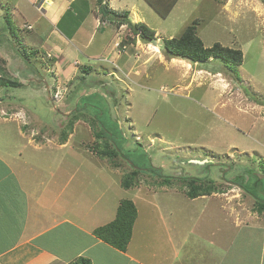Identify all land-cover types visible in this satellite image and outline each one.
<instances>
[{
    "label": "rangeland",
    "instance_id": "1",
    "mask_svg": "<svg viewBox=\"0 0 264 264\" xmlns=\"http://www.w3.org/2000/svg\"><path fill=\"white\" fill-rule=\"evenodd\" d=\"M9 1H20L27 12L43 16L45 4L37 0L33 7L26 0H0V65L22 82L7 92L0 89V96L7 94L4 101L14 103V110L20 106L27 115L5 120L12 109L0 99V150L21 156L17 160L21 171H31L37 178L31 202L42 199L49 206L56 200L66 216H83L85 225L97 227L116 217L119 201L132 199L139 216L129 248L144 262L174 263L173 254L181 247H194L197 235L192 232L203 229L208 236L213 232L221 244L229 246L230 240L240 263L257 264L260 254L264 256V212L254 210L255 196L231 181L237 182L246 168L254 173L263 168L264 103L259 101L264 100V0H179L166 18L145 0L111 2L121 7L118 11L129 10L132 22L154 29L156 40L134 38L128 24L104 19L98 8L100 25H106L104 41L99 34L89 50L97 59L84 58L79 64L70 55L61 56L60 50L52 52L41 39H25L19 29L23 20H17ZM78 20L69 15L60 28L68 35L78 28L75 37L85 42L86 30ZM194 21L207 46L220 42L241 49L243 63L227 66L220 58L193 63L168 57L164 40L181 35ZM33 24L48 22L39 17ZM12 25L17 27L13 35ZM110 42L109 50L124 53L116 63L104 59L110 58L103 53ZM125 45L137 50V56L129 49L125 53ZM63 60H72L74 66L66 69ZM88 66L86 74L83 67ZM72 110L79 111L80 118L62 146ZM98 129L118 146L117 157L99 155L92 148ZM15 133L18 138H9ZM25 159L28 167L22 163ZM151 165L170 175L172 183L162 185L163 177L150 171ZM134 166L142 170L135 184L125 188L122 181ZM188 175H210L219 190L190 198L183 179ZM65 187L69 190L56 193ZM251 192L264 198V181ZM75 241L64 234L57 247L72 256L75 247L87 242ZM244 244L251 252L246 257L240 247ZM99 249L87 251L95 264L105 261Z\"/></svg>",
    "mask_w": 264,
    "mask_h": 264
},
{
    "label": "crops",
    "instance_id": "2",
    "mask_svg": "<svg viewBox=\"0 0 264 264\" xmlns=\"http://www.w3.org/2000/svg\"><path fill=\"white\" fill-rule=\"evenodd\" d=\"M26 1L33 7L35 5V1L37 3V0ZM9 2L13 3V9H16L14 15L16 18L18 17L17 20H23L20 25L19 23L18 25L21 31L24 30L23 33L26 34L25 39H28V41H37V39H41L44 44L46 43L47 48L49 47L53 49L52 52L56 49L60 50L61 52L58 53L61 56L66 58L67 55H70L73 57L74 62L75 60L78 61V64L83 61L82 59L84 58L97 59L95 53L89 50H92V44L99 34L102 42L104 41L103 35L105 34L106 28V25H100L99 18L96 14V12L99 11L98 8H101L98 0H39L38 2H44L45 4V16L41 13L38 15L39 17H44L48 22L47 25L41 26H35L33 24L35 18H39L37 13L36 15H33L32 10L30 13L27 12L20 1L16 3L13 1ZM106 2L109 7L116 11H118V8L121 7H113V3L111 2L117 3V5H122V3H119L118 0H106ZM69 15L72 18H78L79 27L86 30L87 37L84 39L85 42L77 40V37H75V34L78 32V28L75 30V33L71 35L66 34V32L60 28L63 20ZM83 23H87V26L83 25ZM28 25L32 26V28H28ZM13 33L15 34V32L11 31V35H13ZM9 42L11 41H7L6 44ZM116 44L117 42L114 41L115 47L117 46ZM131 45L135 48L134 44ZM110 46L111 42L104 46L103 51V53L110 54V58L107 59V57H104V54L100 55V57L103 56L105 60H110L113 63H116L121 60L124 53L116 52V50H113L114 47L109 50ZM124 48L125 53L128 49L131 50V52L137 51L134 48L132 49L130 45H125ZM81 49L86 52L82 51L79 53ZM54 53L53 54L58 57L57 52ZM63 54H66V56ZM135 56H137L136 52ZM62 62L64 65L66 64V69H69L70 66H74V62L72 60L68 61L69 63L64 62V60ZM0 89L1 91L7 92L9 88L3 86ZM12 92L14 94L16 93V91ZM6 95L7 94H4L3 98L0 96L1 103L5 102L4 97H6ZM5 103L10 104L8 107L12 109V111H8L6 113L8 117H3L5 120H21L22 116L27 119V115L24 111L20 110V106H18V110H14L15 107L12 105L14 103ZM22 108L23 110H26V105ZM13 113L18 115V117H13ZM23 133H25L24 128ZM69 137L65 143L60 144H62V146H66ZM9 138H18L17 133L9 135ZM29 140L31 144L35 143V141L30 138ZM39 143L36 142V144ZM7 153L8 152L6 151L4 152L0 150V264H68L75 261L80 256L89 258L92 264H95L92 257L87 254V251L89 250L90 252L91 248L97 247L100 248L99 251L101 249L104 251L103 255L105 257V261L103 264L149 263L147 260H145L147 263L144 262L140 258V254L136 251H132V249L129 248V245L127 250L122 251L98 238L94 234V230L98 226L88 227L84 224L85 220L83 219V216L72 213L66 216L63 208H59V204L55 203L56 200H53L52 204L49 206L44 205L42 199L32 203L31 199H33L35 195V193H33V187L34 184L37 183V178L34 177V174L31 171H21V165L17 161L22 159L21 156L10 157L9 155L11 153ZM25 162V167H28L27 163L29 160L25 159V161H22L23 164ZM64 190H69V187L62 188L60 193H58L57 190L56 193L61 195ZM195 231L194 233L192 232V235H197L194 237V247L189 248L184 246L179 249L181 252L179 251L173 254V257L177 259H175L177 264H242L240 263L242 259L237 257L236 254L232 252L234 244L230 240V245L228 246L227 242L226 244L219 243V241L215 239V234L213 232L211 236H208L202 232L205 231L203 229H195ZM64 234H68L71 238L74 236L76 243H78L79 240L80 242H87L83 247H75L73 255L69 256L66 254L67 251H60L57 247L59 237ZM63 238L64 237L61 239ZM205 238H209V240L204 241ZM204 244L206 247H203ZM231 245H233V247H231ZM262 245L264 247V241H262ZM240 247H243L245 250L242 257H246L247 252L251 254L247 245L244 244ZM152 256L154 257L153 254ZM234 261L238 263H235ZM175 262L171 264H176ZM257 264H264L263 254H260V259Z\"/></svg>",
    "mask_w": 264,
    "mask_h": 264
},
{
    "label": "trees",
    "instance_id": "3",
    "mask_svg": "<svg viewBox=\"0 0 264 264\" xmlns=\"http://www.w3.org/2000/svg\"><path fill=\"white\" fill-rule=\"evenodd\" d=\"M145 1L153 9H155V11L161 17L166 18L172 12L179 0ZM98 3L101 7L100 12L104 19H107L113 23H117L120 26L123 24H128L135 35L134 38L139 36L141 39L147 42L156 40V31L150 28L145 22H132L129 16L130 12L128 10L116 11L108 6L106 0H98ZM196 25L197 22L194 21L193 24L188 25L185 28L181 35L164 40L163 48L165 54L168 57L179 58L193 63L206 62L210 58H220L227 66H238L243 63V50L223 45L220 42H216L212 46H207L199 35ZM16 28L17 27L15 25H12L11 31L15 32ZM27 59L29 60V58ZM90 69L91 67L89 66L83 67V72L88 74ZM3 86L8 88H16L22 86V82L16 78L14 79L8 72L7 67L4 65L2 67L0 65V87ZM259 103H264V100L261 101L260 99ZM72 112L73 113L68 116L69 118L67 117V119L70 120L65 126V129L70 128L69 132H66L64 129L63 136L61 137V143H65L67 141V136L73 132V125L80 118L79 111L75 113V110H72ZM98 131L96 132L97 143L94 144L92 148L97 150V154L99 155L107 156L111 159L117 157L120 154V149H118V146H116L108 136H105L102 130L99 132ZM262 167V171H258V173H254L256 171L254 169L246 168L244 171L245 175H238L237 182L231 181L243 188L246 193L255 196L254 210L260 213L264 212V198H259L254 195L253 192H251V188L255 189V187H261V184L264 181V162ZM149 168L150 171H156L159 176L163 177V181L161 182L162 185H170L172 183L171 179L169 178L170 175L165 176L161 173L162 169L156 168L153 165H151ZM141 170V168L134 166L131 172L128 173L123 179L122 186L125 188L132 187L137 181ZM225 175L222 174L220 178L225 179ZM209 176H183L188 188L186 190L187 195L190 198H196L199 196L212 194L216 190H219L214 178ZM243 177L245 179H242ZM137 218L138 208L136 203L132 199L124 198L118 205L116 217L107 224L98 226L94 230V234L115 248L125 251L127 250L132 239ZM68 264H92V262L89 258L80 256L75 261H72Z\"/></svg>",
    "mask_w": 264,
    "mask_h": 264
},
{
    "label": "clouds",
    "instance_id": "4",
    "mask_svg": "<svg viewBox=\"0 0 264 264\" xmlns=\"http://www.w3.org/2000/svg\"><path fill=\"white\" fill-rule=\"evenodd\" d=\"M28 27H31L32 28V26H28Z\"/></svg>",
    "mask_w": 264,
    "mask_h": 264
}]
</instances>
